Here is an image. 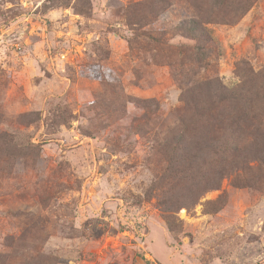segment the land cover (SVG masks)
Instances as JSON below:
<instances>
[{
	"label": "rangeland",
	"instance_id": "obj_1",
	"mask_svg": "<svg viewBox=\"0 0 264 264\" xmlns=\"http://www.w3.org/2000/svg\"><path fill=\"white\" fill-rule=\"evenodd\" d=\"M244 1L0 0V264H264V148L179 143L182 70L264 92V0Z\"/></svg>",
	"mask_w": 264,
	"mask_h": 264
},
{
	"label": "trees",
	"instance_id": "obj_2",
	"mask_svg": "<svg viewBox=\"0 0 264 264\" xmlns=\"http://www.w3.org/2000/svg\"><path fill=\"white\" fill-rule=\"evenodd\" d=\"M236 1L240 12H245L252 4L244 0ZM194 4L196 3H193L196 8L197 5ZM160 10L157 11L158 14ZM174 30L194 42L192 50L188 52L191 54L188 59L195 63H201L204 60L201 45L206 40L204 38L207 37V34L198 18L180 21ZM183 55L185 56L184 51ZM259 72L261 73L259 75H264V72ZM187 74L185 70H182L178 77V85L182 89L181 102L183 103L182 113L178 117L182 127L180 134L182 137L179 139V143H181L184 161L190 162L191 154L194 151V149L190 150L193 145L188 142L187 136L188 130L191 129L194 130V133H198L196 145L198 144L200 151L197 149L196 151L199 154L203 150L212 151L217 157L227 161L228 151L235 153L238 150V144H244L247 139H251L249 147H253L251 149L253 156L260 157L259 153L264 148V121H259L260 111L256 108V102L261 99V96H264L262 95L264 94V92L262 93L263 84L249 87V83L239 81L234 87H227L217 82L212 84L199 79L196 86L193 84L188 86L190 79ZM251 120L256 123H250ZM247 126L248 131L245 130ZM213 134L223 139V142L217 140ZM217 142H221V146L215 145ZM204 147L210 148L204 149ZM223 171L224 167H220L215 172L220 175ZM216 184L217 181L209 183L200 191V194L213 189Z\"/></svg>",
	"mask_w": 264,
	"mask_h": 264
}]
</instances>
